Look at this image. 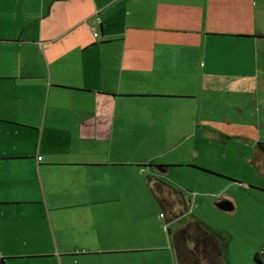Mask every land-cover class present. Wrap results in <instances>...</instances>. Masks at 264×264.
<instances>
[{"label":"crops","instance_id":"crops-1","mask_svg":"<svg viewBox=\"0 0 264 264\" xmlns=\"http://www.w3.org/2000/svg\"><path fill=\"white\" fill-rule=\"evenodd\" d=\"M223 95L264 129V0H0L5 264H176L147 176Z\"/></svg>","mask_w":264,"mask_h":264},{"label":"rangeland","instance_id":"rangeland-1","mask_svg":"<svg viewBox=\"0 0 264 264\" xmlns=\"http://www.w3.org/2000/svg\"><path fill=\"white\" fill-rule=\"evenodd\" d=\"M247 102L243 95L204 98L190 139L178 142L174 155H166L161 159L166 161L158 164L167 182L183 192L189 208L171 223L161 220L165 235L168 228L175 230L197 217L228 239L226 264H259L255 254L264 264V219L255 208L248 219L242 212L246 208L242 182L264 186V171L247 159L257 143L256 135L264 138V129L252 126L254 114ZM232 202L236 212L231 211ZM179 209L176 204L175 210Z\"/></svg>","mask_w":264,"mask_h":264},{"label":"trees","instance_id":"trees-1","mask_svg":"<svg viewBox=\"0 0 264 264\" xmlns=\"http://www.w3.org/2000/svg\"><path fill=\"white\" fill-rule=\"evenodd\" d=\"M221 137L229 138L226 135ZM258 153H264L263 142L256 143L255 154ZM147 184L166 224L188 212V203L179 188L155 176H147ZM176 204L180 205L178 211L175 210ZM167 233L171 239L176 264H226L228 239L201 219L193 216L175 230L168 228ZM4 259L0 257V264H5ZM254 259L262 264L258 254H255Z\"/></svg>","mask_w":264,"mask_h":264},{"label":"built area","instance_id":"built-area-1","mask_svg":"<svg viewBox=\"0 0 264 264\" xmlns=\"http://www.w3.org/2000/svg\"><path fill=\"white\" fill-rule=\"evenodd\" d=\"M96 20L98 21V18H96ZM94 35L96 36L97 33H94ZM39 158H40V157H38V159H39ZM160 218L163 219V214H160Z\"/></svg>","mask_w":264,"mask_h":264},{"label":"water","instance_id":"water-1","mask_svg":"<svg viewBox=\"0 0 264 264\" xmlns=\"http://www.w3.org/2000/svg\"><path fill=\"white\" fill-rule=\"evenodd\" d=\"M220 206H224V205H221V204H219ZM230 208V207H229Z\"/></svg>","mask_w":264,"mask_h":264}]
</instances>
